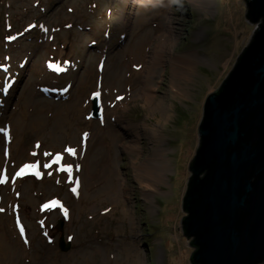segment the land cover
I'll list each match as a JSON object with an SVG mask.
<instances>
[{"label":"rangeland","instance_id":"374dc122","mask_svg":"<svg viewBox=\"0 0 264 264\" xmlns=\"http://www.w3.org/2000/svg\"><path fill=\"white\" fill-rule=\"evenodd\" d=\"M201 2L0 0V264H192L182 198L203 106L261 23L246 0ZM173 68L190 72L185 97ZM162 144V182L145 190L134 164Z\"/></svg>","mask_w":264,"mask_h":264},{"label":"water","instance_id":"95a60500","mask_svg":"<svg viewBox=\"0 0 264 264\" xmlns=\"http://www.w3.org/2000/svg\"><path fill=\"white\" fill-rule=\"evenodd\" d=\"M246 6L245 16L261 23L207 95L189 163L181 223L192 264H264V0ZM98 116L94 94L90 117ZM58 245L69 249L62 239Z\"/></svg>","mask_w":264,"mask_h":264},{"label":"bare ground","instance_id":"6f19581e","mask_svg":"<svg viewBox=\"0 0 264 264\" xmlns=\"http://www.w3.org/2000/svg\"><path fill=\"white\" fill-rule=\"evenodd\" d=\"M199 2V4L202 6V2L200 3V0H196ZM160 54H156V56L153 58L154 62L159 61ZM186 65L188 63H185ZM190 67V65H189ZM173 72L176 79V84L173 85L172 88V96L177 94H182V96L189 94L185 92L183 89L184 85L181 84L182 80L189 81V70H183L182 68H173ZM145 88H142L141 92V100L143 103V106L148 108L151 111H155L158 115L159 119H157V122H159L161 119L167 117L168 111L167 107L163 105V102L161 103L155 95L151 94L150 88L152 87L151 84L146 82L144 84ZM175 97V96H174ZM185 97V96H184ZM158 125V124H157ZM155 125H145L143 126L144 131L149 134L152 138H158L159 130L158 126ZM158 142V141H157ZM164 149L163 144L156 145L153 149L151 154L140 161L137 164H134L135 169V176L137 177L139 183L141 186L147 190L150 188H153L155 184H159L162 182L163 173L165 171V157H164ZM25 167V166H24Z\"/></svg>","mask_w":264,"mask_h":264},{"label":"snow or ice","instance_id":"6c2138e0","mask_svg":"<svg viewBox=\"0 0 264 264\" xmlns=\"http://www.w3.org/2000/svg\"><path fill=\"white\" fill-rule=\"evenodd\" d=\"M97 95H99V94L97 93ZM0 131H3V129H0ZM85 135H87V134H85ZM68 151H70L73 155H75V149H68ZM27 167H32V166L29 165V166H26V168H27ZM24 171H25V170L22 169L20 173H17V175H22V174L24 173ZM37 175H39V173H37ZM4 182H5V180H0V184H2V183H4ZM76 183H77V186H78V185H79V181L77 180ZM72 191H73L74 193H76V192H77V188H73ZM54 205H58V206H60L61 208H63V205H60L58 201H53V202H52V205H44V207L47 209V208H50V207H52V206H54ZM0 211H3V209H0ZM63 214H64L65 216L68 215V211H67L66 208H63ZM17 222L19 223V220H18ZM20 231H21V234H23L24 229H23L22 226H21ZM26 242H27V241H26Z\"/></svg>","mask_w":264,"mask_h":264},{"label":"clouds","instance_id":"9594fccd","mask_svg":"<svg viewBox=\"0 0 264 264\" xmlns=\"http://www.w3.org/2000/svg\"><path fill=\"white\" fill-rule=\"evenodd\" d=\"M169 5H176V6H179V7H183V3H182V0H169Z\"/></svg>","mask_w":264,"mask_h":264}]
</instances>
